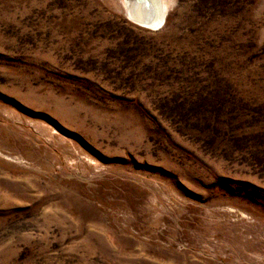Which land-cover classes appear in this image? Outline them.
Wrapping results in <instances>:
<instances>
[{"label": "rangeland", "instance_id": "obj_1", "mask_svg": "<svg viewBox=\"0 0 264 264\" xmlns=\"http://www.w3.org/2000/svg\"><path fill=\"white\" fill-rule=\"evenodd\" d=\"M155 2L0 0V264H264V0Z\"/></svg>", "mask_w": 264, "mask_h": 264}, {"label": "bare ground", "instance_id": "obj_2", "mask_svg": "<svg viewBox=\"0 0 264 264\" xmlns=\"http://www.w3.org/2000/svg\"><path fill=\"white\" fill-rule=\"evenodd\" d=\"M126 6L128 16L136 23L148 28L160 25L162 11L155 0H126Z\"/></svg>", "mask_w": 264, "mask_h": 264}]
</instances>
